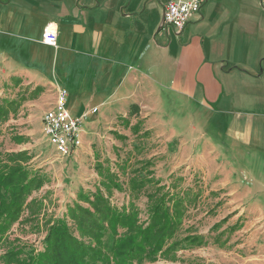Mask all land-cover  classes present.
<instances>
[{
	"label": "crops",
	"instance_id": "obj_1",
	"mask_svg": "<svg viewBox=\"0 0 264 264\" xmlns=\"http://www.w3.org/2000/svg\"><path fill=\"white\" fill-rule=\"evenodd\" d=\"M168 1L0 0V94L27 95L0 119L23 138L0 148H31L64 88L72 115L89 111L83 140L94 129L117 130L114 144L175 143L170 165L148 153L157 176L195 170L214 189L242 178L264 199V0H204L182 31L163 26ZM51 20L56 46L42 40Z\"/></svg>",
	"mask_w": 264,
	"mask_h": 264
},
{
	"label": "rangeland",
	"instance_id": "obj_2",
	"mask_svg": "<svg viewBox=\"0 0 264 264\" xmlns=\"http://www.w3.org/2000/svg\"><path fill=\"white\" fill-rule=\"evenodd\" d=\"M10 92L11 95L7 96L12 97V94L16 93L13 98L27 97L23 90L16 91L13 88ZM3 94L0 96L6 97ZM30 122L33 125L34 122ZM86 125L85 122L82 125L84 130ZM12 131L9 126L5 130L0 128V147L5 143L4 139L9 141V137L15 134H10ZM101 131L103 130L89 129L87 138L82 139L81 146L69 156L57 152L44 137L41 129L32 132L34 144L29 151L34 157L31 164L43 168L49 177L41 189L34 191L30 198L40 197L45 205L41 209L40 217L27 220V215L11 226L0 245V253L7 249L11 241L42 249L46 231L44 221L54 218L55 215L62 216L66 206L76 201L87 206V203L80 200L78 193H93L101 186L104 193L110 194L116 206L134 202L140 211L141 221L146 222L149 217L147 194L155 189V182H160L171 195L183 200L185 213L182 226L172 240L178 241L186 235L198 234L202 241L193 243L184 240L169 253L157 254L140 261L135 259L130 264H264V199L258 197L259 183L247 184L242 178L236 177L232 184L224 185L222 189H214L204 185L202 175L198 176L195 170L189 169H178L157 176L155 171L149 168L151 159H155L148 156V153L152 154L157 150V156H160L156 159L166 160V164L170 165L174 159L172 155L175 152V143L168 145L164 150L163 147H156L157 143L137 139L138 137L129 134L131 139L114 144L110 141L117 130H106L110 137H105ZM14 137L23 138L18 133ZM6 152L4 147L0 148V157H4ZM79 160L84 162L80 165L89 167V171H80L77 163ZM108 170L116 175L115 183L110 189L103 183L107 180L105 174ZM79 172V176L83 178L78 176L79 179L75 180L74 174ZM97 172L100 177H97ZM132 177H152L153 181L147 182L142 193L135 196L129 181ZM100 181L101 186L97 184ZM117 183L121 186H116Z\"/></svg>",
	"mask_w": 264,
	"mask_h": 264
},
{
	"label": "trees",
	"instance_id": "obj_3",
	"mask_svg": "<svg viewBox=\"0 0 264 264\" xmlns=\"http://www.w3.org/2000/svg\"><path fill=\"white\" fill-rule=\"evenodd\" d=\"M25 98L0 96V119L17 112ZM5 154L0 157V245L26 210L27 220L41 216L44 200L30 196L41 189L49 177L43 168L31 164L34 155L29 149ZM105 177L108 181L103 183L110 189L116 175L108 170ZM151 178L129 180L135 196L142 193L147 182L153 181ZM155 183V189L147 194L149 217L146 222L141 221L134 202L119 207L112 202L110 194L100 188L87 194L80 191L78 197L87 206L76 201L68 205L63 216L46 219L42 249L11 241L0 253V264H130L135 259L140 261L169 253L184 240L201 242L198 234L172 240L182 226L183 200L165 190L164 184Z\"/></svg>",
	"mask_w": 264,
	"mask_h": 264
},
{
	"label": "built area",
	"instance_id": "obj_4",
	"mask_svg": "<svg viewBox=\"0 0 264 264\" xmlns=\"http://www.w3.org/2000/svg\"><path fill=\"white\" fill-rule=\"evenodd\" d=\"M203 1L169 0L164 6L163 26L184 30L186 25L200 13ZM57 38V22L51 20L44 28L42 40L48 45L56 46ZM67 96L68 91L58 88L53 107L41 118L44 137L63 156H69L81 146V127L89 114V111H85L81 116L72 115L67 106ZM95 110L97 109L94 108L93 111Z\"/></svg>",
	"mask_w": 264,
	"mask_h": 264
}]
</instances>
